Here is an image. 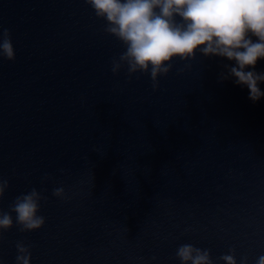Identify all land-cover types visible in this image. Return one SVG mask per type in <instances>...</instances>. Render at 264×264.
<instances>
[{"label": "water", "instance_id": "water-1", "mask_svg": "<svg viewBox=\"0 0 264 264\" xmlns=\"http://www.w3.org/2000/svg\"><path fill=\"white\" fill-rule=\"evenodd\" d=\"M105 26L86 0H0L15 50L0 58V210L35 188L45 217L21 232L12 212L0 260L16 264L23 241L30 264H181L182 244L210 250L213 264L230 248L256 264L264 97L221 81L234 61L199 52L174 57L156 90L150 73L114 74L126 48Z\"/></svg>", "mask_w": 264, "mask_h": 264}, {"label": "clouds", "instance_id": "clouds-1", "mask_svg": "<svg viewBox=\"0 0 264 264\" xmlns=\"http://www.w3.org/2000/svg\"><path fill=\"white\" fill-rule=\"evenodd\" d=\"M95 15L106 21L105 32L120 40L126 50L112 61V72L127 66L129 76L136 72L150 73L152 88H159L158 77L167 75L172 60L194 59L197 52L203 56H219L234 61L225 65L227 74L220 79L234 77V83L246 86L249 99L257 102L264 97L260 84L264 72H257L258 58L264 59V0H86ZM177 16L180 17L177 20ZM252 36L258 38L253 41ZM243 49V50H241ZM0 58L15 59L10 30L0 28ZM190 67V65H188ZM251 70H247L248 68ZM47 178V175L46 177ZM9 187L0 176V198ZM53 195L66 199L63 187L53 189ZM41 193L33 188L17 196L9 206L0 210V237L13 227L12 212L21 232L41 228L45 217L38 215ZM16 264H30V246L16 242ZM223 254L225 264H237L235 248ZM176 256L181 264H213L210 250L182 244ZM0 264H3L0 260ZM240 264H247L243 256ZM256 264H264V255Z\"/></svg>", "mask_w": 264, "mask_h": 264}]
</instances>
